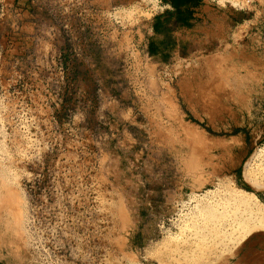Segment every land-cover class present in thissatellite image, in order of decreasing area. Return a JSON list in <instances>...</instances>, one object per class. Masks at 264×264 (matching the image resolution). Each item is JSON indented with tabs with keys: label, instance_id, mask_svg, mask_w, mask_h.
I'll list each match as a JSON object with an SVG mask.
<instances>
[{
	"label": "rangeland",
	"instance_id": "obj_1",
	"mask_svg": "<svg viewBox=\"0 0 264 264\" xmlns=\"http://www.w3.org/2000/svg\"><path fill=\"white\" fill-rule=\"evenodd\" d=\"M110 1L126 8L123 54L98 55L85 72L123 95L95 105L113 116L92 113L87 133L62 136L58 162L0 126V264H264V123L254 129L244 111L246 49L212 41L201 71L171 73L179 19ZM150 13L154 33L139 38Z\"/></svg>",
	"mask_w": 264,
	"mask_h": 264
},
{
	"label": "built area",
	"instance_id": "obj_2",
	"mask_svg": "<svg viewBox=\"0 0 264 264\" xmlns=\"http://www.w3.org/2000/svg\"><path fill=\"white\" fill-rule=\"evenodd\" d=\"M141 1L149 6L150 12L166 8L162 0ZM210 1L235 7L239 3L236 0ZM30 2L40 13L34 20V50L22 65L10 57L5 77L1 76L0 66V126L9 137H24L30 145L47 153L52 162H58L59 157L55 160L54 152L66 149L62 136L76 135L78 130L87 133L84 121L92 113L98 119L113 116L95 105L117 100L116 94L105 87L106 80L101 75L87 76L85 71L93 69V60L98 55L122 56L126 8L123 3L110 0ZM153 18L154 13H150L146 19L147 31L141 32L139 38L153 35ZM1 59L0 54V65ZM87 77L92 82L91 88L84 82ZM139 81L138 78L133 80ZM109 85L116 87L115 82ZM109 130L104 129L105 134ZM49 133L59 138L53 142L45 140Z\"/></svg>",
	"mask_w": 264,
	"mask_h": 264
},
{
	"label": "crops",
	"instance_id": "obj_3",
	"mask_svg": "<svg viewBox=\"0 0 264 264\" xmlns=\"http://www.w3.org/2000/svg\"><path fill=\"white\" fill-rule=\"evenodd\" d=\"M160 14L179 19L181 51L179 64L171 66L172 73L195 75L204 63L203 46L212 41H234L246 49L244 61L245 94L244 104L247 114L256 125L264 123V0L255 3H238L235 6L203 3L192 0L189 3H165ZM179 13V18H178ZM40 13L30 0H0V54L1 76L8 74L10 57L19 65L28 59L34 47L32 37L34 20ZM172 68V69H171ZM152 83V82H151ZM150 82L148 85L151 87ZM141 84V83H140ZM151 88H149L150 90ZM117 96L122 102L123 95ZM151 96V93L150 95ZM241 98V97H238ZM108 102V103H111ZM150 102V109L152 108ZM242 110V109H236ZM258 124V125H257Z\"/></svg>",
	"mask_w": 264,
	"mask_h": 264
},
{
	"label": "bare ground",
	"instance_id": "obj_4",
	"mask_svg": "<svg viewBox=\"0 0 264 264\" xmlns=\"http://www.w3.org/2000/svg\"><path fill=\"white\" fill-rule=\"evenodd\" d=\"M191 128V127H190ZM192 130V129H191ZM238 196H240V194L238 193ZM240 197H242V194H241V196ZM247 197V196H246ZM248 199L250 200V201H253L254 203H256V204H258L259 202H258V199H257V197L253 194V193H251V194H248ZM247 199V200H248ZM233 200V199H232ZM242 200V199H241ZM227 202L225 203V205H224V208H226L225 206L227 205V206H229V207H231L232 205H234V204H236L235 202L236 201H238V200H236V199H234L233 201H228V200H226ZM224 202V201H223ZM220 205H222L221 203H220ZM220 207V206H219ZM238 209V208H237ZM231 211V210H230ZM235 210L233 211V212H231V214H229V221L226 223V225H225V227H226V229L227 230H229V231H231V232H233V231H236V230H238V226H237V221H236V219H235V217H234V214H235ZM237 213V212H236ZM206 220H208L209 222H211V224H212V226L213 227H219V226H221L220 225V222L219 221H217V220H213V219H210L209 217H204ZM203 218V219H204ZM204 219V220H205ZM202 222V221H201ZM205 225V224H204ZM187 227V226H186ZM189 228V227H188ZM191 232V231H190ZM194 232V231H193ZM196 233V232H195ZM192 235V234H191ZM193 236H195V235H193Z\"/></svg>",
	"mask_w": 264,
	"mask_h": 264
},
{
	"label": "trees",
	"instance_id": "obj_5",
	"mask_svg": "<svg viewBox=\"0 0 264 264\" xmlns=\"http://www.w3.org/2000/svg\"><path fill=\"white\" fill-rule=\"evenodd\" d=\"M163 2H167V3H174V4H181V3H186V2H189V1H192V0H162ZM178 18H179V13H178ZM153 28H155V24L153 25ZM238 179L242 185L243 188H245L246 190L248 191H251L253 192L255 195H257L259 197V194L254 192L246 183H243L242 180H241V174H239L238 176Z\"/></svg>",
	"mask_w": 264,
	"mask_h": 264
}]
</instances>
